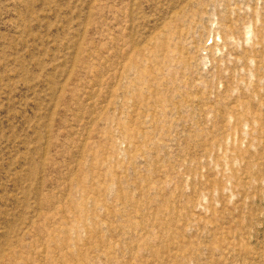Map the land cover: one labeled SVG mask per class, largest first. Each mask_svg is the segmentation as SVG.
Instances as JSON below:
<instances>
[{
	"label": "rangeland",
	"instance_id": "obj_1",
	"mask_svg": "<svg viewBox=\"0 0 264 264\" xmlns=\"http://www.w3.org/2000/svg\"><path fill=\"white\" fill-rule=\"evenodd\" d=\"M0 264H264V0H0Z\"/></svg>",
	"mask_w": 264,
	"mask_h": 264
}]
</instances>
